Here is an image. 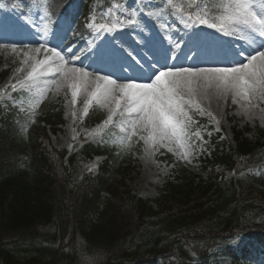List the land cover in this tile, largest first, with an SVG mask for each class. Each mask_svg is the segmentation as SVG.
<instances>
[{"label":"snow or ice","instance_id":"6c2138e0","mask_svg":"<svg viewBox=\"0 0 264 264\" xmlns=\"http://www.w3.org/2000/svg\"><path fill=\"white\" fill-rule=\"evenodd\" d=\"M166 6L179 15L185 29H192L191 33L185 31L187 39L181 36L179 40H173L169 36V46L163 47L145 37L140 43L147 51L104 41L94 48L90 46L89 58L95 65H89L90 70L83 66H69V59H80L70 46L58 50L56 46L47 47L41 43L39 47L23 53L22 64L27 65L29 55L41 50L45 53L44 58L35 60L27 74L9 87L13 92L18 89L29 93L36 90L29 105L31 117L46 91L40 88L41 78L53 77L51 84L57 90L70 89L73 106L77 104L78 96H83V116L89 114L93 104L107 109L108 115L101 127H118L122 134L119 141L122 147L130 146L135 138L138 143H143L145 154L152 155L162 147L171 152L173 148L170 145L176 144L180 158L190 162L196 154V141L205 143L199 127L192 131L198 123L193 113L216 120L200 102L210 93L224 99L231 95L232 102L239 104L250 119L254 118L255 109L264 113V108L260 107L264 103V0H227L219 5L222 11L218 16L201 12L196 0L189 5L195 9L191 12H186L173 0H166ZM113 8L119 9V5H113ZM7 18V15H0V40L6 38L9 29L5 24ZM48 22L52 23L50 13ZM128 22L138 23L135 12ZM86 26L95 27L91 16ZM204 28L214 31L205 33ZM100 29L113 31L112 26L101 25ZM43 32L47 36V24ZM237 34L248 42L247 48L218 46L215 51L209 49L205 52L206 45L215 44L221 36ZM5 46L0 44V47ZM11 47L14 52L18 51L15 44ZM213 58H218L219 62L206 67L197 65V62ZM185 61H192V65L184 66ZM0 99L14 101L4 93H0ZM22 104L23 101L19 110L25 111ZM72 115L75 117L76 112L73 111ZM116 117L119 119H114Z\"/></svg>","mask_w":264,"mask_h":264},{"label":"trees","instance_id":"16d2710c","mask_svg":"<svg viewBox=\"0 0 264 264\" xmlns=\"http://www.w3.org/2000/svg\"><path fill=\"white\" fill-rule=\"evenodd\" d=\"M55 102L40 106L42 117L26 129V141L19 136L22 118L15 122L16 130L10 122L0 123V129L7 126L5 131L0 130V264H19L14 258H6V251H15L21 238L36 225L49 221L58 226L61 236L72 239L80 235L86 247L100 251L103 255L100 264H188L198 261L196 258L204 261L209 244L215 240L205 235L183 236L184 226L205 221L198 230L216 236L219 231L228 232L238 225L244 214L257 216L254 209L247 207L252 187L245 180H238V193L230 181L221 185L223 181L215 180L212 188L219 194L214 203L205 207L195 205L184 216L171 213L164 196L155 201L157 207L133 197L122 178H95L87 183L90 186L81 192L80 198L74 196L76 204L70 202L74 193H69L62 196L61 205L59 195L51 191L45 177L51 162L39 154L41 139L46 137L41 123L53 130L61 122ZM247 151L246 147H240L239 156ZM235 162L231 160L229 168ZM218 204L222 210L216 212ZM66 259L62 263L78 264L74 258ZM24 264L56 263L51 258H26Z\"/></svg>","mask_w":264,"mask_h":264},{"label":"rangeland","instance_id":"374dc122","mask_svg":"<svg viewBox=\"0 0 264 264\" xmlns=\"http://www.w3.org/2000/svg\"><path fill=\"white\" fill-rule=\"evenodd\" d=\"M2 15V14H0ZM8 22L10 25L8 28V31L6 33V38L0 41V44L6 45L5 47H0V50H10L9 55L12 57V65L8 67H4L5 70H8V75L5 77V79L0 80V93H4L5 96H10L12 93H14L9 85L11 83H15L18 79L23 78L27 71L30 70L31 64L35 63V60L37 59H43L44 58V51L41 50L40 53H31L28 57V64L24 65L22 64V61L24 60V52L25 49L17 47V42L19 41L20 37H23V42L26 43V45L33 44L34 40V33H30V36H27L24 34V31L31 32L33 30L32 24L34 17H29L26 19H21L18 17V15L14 16H8ZM24 26L25 29L23 31V34L21 35H13L12 31L13 28H20ZM50 35L48 34L46 37L48 38ZM44 44L47 42L44 37ZM7 42V43H6ZM15 44L18 51L14 52L12 50L11 45ZM64 44V41L58 42V45L61 46ZM40 44L34 45L32 48L39 47ZM23 51H20V50ZM29 50V49H28ZM69 66H75V67H81V60L74 61L72 63H69ZM23 68V71H20V69ZM3 71V70H2ZM1 72V70H0ZM57 79L59 77H56ZM53 77H43L41 78L42 83L40 85V88H46L49 86H52L53 91L57 94H61L65 101V109H64V120H65V126L62 128V131L55 136H50L51 141L53 145H55L58 148H65L69 152H75L81 144L84 142H99L100 134L103 132V130L106 127H97V128H86V126H83V120L81 117L83 116V104H84V98L83 96H78L77 98V104L73 106L71 104V92L70 89L67 87L61 88L59 90L56 89V86L54 84H51V80ZM43 81H47V83H44ZM18 89L16 92H19ZM35 89L33 92L35 93ZM231 102L232 105H234V111L233 113L237 117L243 118V123L249 124L252 128L254 127H261L264 129V113H261L259 109H255V116L254 118H249V115L246 114L243 109L240 107L239 104H234L232 102V97L229 95L227 99L224 98H218L214 94L210 93L207 99H201L202 105L208 110L213 113V115L216 117V120H211V123L213 124L215 131L219 130L220 128L223 129L225 133H228L227 128L232 125V123L227 122L226 120V114L224 115V109L226 107V102ZM0 105L2 107H6L8 105L14 107L17 105H20L19 102H14L11 99H0ZM261 108H264V103L260 104ZM107 112V109H105ZM73 111L76 112V116L73 117L72 113ZM208 118L207 115H202ZM218 121V123H217ZM228 123V124H227ZM240 123V124H243ZM97 135L99 139L97 138ZM256 134L252 135L251 138L255 139ZM197 147H196V154L191 157L190 162H187L190 164L193 168H199L200 166V159L202 157V154L204 152V143L201 144L199 141H196ZM164 148V147H162ZM161 149V148H159ZM158 149V150H159ZM157 151H155L152 155H146L145 152L141 153L139 156L135 155L133 156V161L135 162L136 166L138 168L135 169L134 173L131 176V180L127 181L128 185L132 189V191L137 195L141 196L146 199H152L158 196V190L160 189V184L163 182L165 176L168 175V170L171 169V166L166 165L165 163H162L158 160H156V154ZM101 162L100 158L91 159L86 162H81L78 165V168L76 170V182L80 181L82 178L94 175L97 171V167L99 163ZM91 169V170H90ZM170 172V171H169ZM261 204L264 206V197H262ZM86 262H93L94 264H97V262L100 260V258H85Z\"/></svg>","mask_w":264,"mask_h":264}]
</instances>
